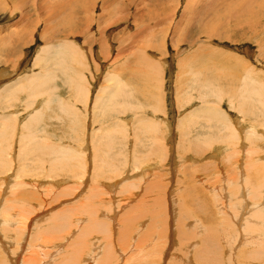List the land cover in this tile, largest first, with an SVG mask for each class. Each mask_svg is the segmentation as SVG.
<instances>
[{
  "label": "bare ground",
  "instance_id": "6f19581e",
  "mask_svg": "<svg viewBox=\"0 0 264 264\" xmlns=\"http://www.w3.org/2000/svg\"><path fill=\"white\" fill-rule=\"evenodd\" d=\"M61 3L62 1H60V5H62ZM263 3L264 2H262V4ZM57 4L55 5V8H52L53 10L51 9L52 11H50V18H53L54 15L58 16L59 8H62L64 5H66L64 2L63 6ZM62 9L64 10V8ZM243 9L244 8H242V10ZM68 16H70V14ZM256 20L258 21V18H256ZM58 23H56V25ZM75 25L77 24L75 23ZM253 25L255 26V24ZM52 26L53 28H56L55 24ZM68 34L69 33H67V35ZM71 34L76 33L70 32V35ZM101 34L102 32H100L99 35ZM101 37L103 38L102 35L100 38ZM68 39H70V37L64 35V37H59L58 39H51L49 41L45 40V42H47L44 43L45 45L42 46L40 52L37 53V56L35 57L36 60L34 61V64H38L40 62L43 64L41 65V70L34 71L32 68H29V71L31 72H29L26 76L24 75L25 77H23L25 82L17 79V83L10 82V84L5 83L0 86V104L8 109L0 110V246L3 248V250H5L2 252L3 254H0V260L2 261V264H12L9 262L10 259H12V262H20V264H58L56 261L59 255H61V251L64 249H66L64 252L66 257L64 258L67 261L65 264L125 263V256L127 255V252L130 253L133 250L139 251L141 253V257H139L140 259L137 258L139 261L135 262L134 259L133 264H161L162 262L163 264H264V178L262 181L260 180V182H254L252 179H250L251 183L247 182L249 180H245V177H243L242 174L243 170L241 168V171L239 172L241 176L239 178L236 176V178L229 180L228 177L231 174L228 175L227 179L231 185L229 188L233 187V189L231 188L230 190H228V188L224 189L225 182L224 184H221V182L214 181L211 188V186L202 178H197L195 181H193L194 186L198 187L196 197L198 199H202L203 206L201 207L205 210V212L200 208L203 210L202 215L197 213L195 214V218L189 217L187 213L185 216H182L184 217L183 219H180L183 221V223H178L175 221V223L171 224V226H169L170 222H168L169 219H167L166 227L168 230L158 229L153 232L155 227L153 225V219L151 218L155 212L152 213V209L150 210L147 208H141L142 211H137L136 208H134L135 206H131V208L128 207L129 209L124 210L125 217L119 218L121 220L116 219L117 211L122 210V206L132 202L133 196L139 197V193L143 196L149 195L148 193L150 191L147 193L142 185V174H144V172L147 171L150 166L151 169H154V167L158 165V162L155 161L156 163L152 164H139L141 167L138 166V168L142 171V173H137L133 170V168H130L129 171L124 172L126 175H123L121 167L124 164H122L121 161L119 162L117 158L127 157L128 154L125 156V154L121 152L111 153L110 150L115 148L113 144L123 140V135H127L128 137V127L133 126L132 129L135 135L130 136L131 138L129 137V140L132 139L131 149L134 150L131 151L130 149L131 155L129 157H131L130 159L135 160V162H133L135 165L136 160H139L137 159V148L139 144L144 147L148 146L151 150L153 146H155V154L157 156L158 154H161L158 157H160V159L162 158L163 161L168 159V147H170L168 144H171L174 136H169V139L167 140V137L164 136V133L161 131V136L152 137L153 135L150 134V137H152L151 141H146L145 133L156 129L159 125L158 121H156L158 123L157 124L154 120L148 119L146 116V118H141V115L135 114V116H132V118H130V116V119L117 118L116 116L117 119L113 122L112 118L111 120L104 118L103 120H105L106 123L104 125H100L98 129L93 127L92 134L88 136V140L90 138L92 143H94V146L97 147L99 146L98 144L103 145L101 155L103 156L101 159L102 164L98 163L99 156L97 153H95L94 166L92 167V172L89 173L91 171L88 163L89 158L85 157V152L82 150V148H84V150L88 148L89 142L86 138H80V136H78L76 139H80L82 144L79 146V148L76 147L73 149L69 144H61L62 142L56 141L55 138L49 136L50 134H46L45 132L48 131L45 127H42L43 123L41 124L45 114L43 107H50L53 102L57 103V108L62 109L68 114H72V116L77 121L78 126L80 124L82 125L85 120L81 119V112L88 116L87 114H90L92 111L93 114L91 113V116L93 115L92 117L95 122L97 120L96 118L100 115L107 116V112L108 115H111L110 113L114 112L118 113L120 112L119 109L125 108V110H127L130 107L133 108L135 104H137L135 103L136 101L131 102V99H138L134 96L135 94L133 90H135V88L130 89L129 84L125 82L121 83V78H116L111 73V75H108V80H114L111 83L112 85H105L104 83V86L102 85L101 89H99L96 92L95 97H93L94 93L91 91L90 87L92 83L90 84L88 82L89 79L86 77L85 73L76 69L77 67L75 65V63L80 65V63L85 62L86 58L81 53L79 46L72 42V40L68 41ZM139 60H141L140 57ZM193 61H195L194 58ZM193 61H191L192 64ZM155 62L146 57V60L142 61L141 63V65L145 66L146 68L144 73H140L142 85L144 86L143 89H146L147 87L145 84H148L150 80H153V73L157 76V73L160 72L158 82L160 81L163 84V81L161 80V77H163V75L161 76L162 69L160 71V64L157 67ZM196 63L197 62H195L194 66H197ZM83 64L87 65V63ZM217 65L220 66L219 64ZM52 66H54V68ZM199 67L203 68L206 67V65L199 62ZM60 69L63 71L62 74L65 75V78L68 79L69 85H71L74 93L71 94L75 95L76 98H81V101L84 100L83 102L85 109L78 108L74 104H71V101L68 102L69 100L66 101L67 99L61 97L59 91L56 93L58 88L56 83L58 84V82L52 83V80L54 76L55 79H57L54 70L59 72ZM216 69L217 68H215V70ZM215 70L212 69L208 71H201V73H199L197 76L199 77L202 75V77L199 79L194 77L192 79L193 82H191V84L189 82L187 85L193 90L197 88V97L201 100V104L183 113L178 119L181 135L183 134L181 137H184L183 140L185 142L189 137L191 140H196L197 143L205 138H209L208 143L214 142L215 138L217 141H222V145L213 148L211 157H217L220 156L221 153L231 151V153H234V155L230 157L235 158L234 161L237 163H239V160H241L243 157L249 159V157L254 156H256L257 161L260 160L264 162V144L262 143L263 146L259 145L256 140V138L261 137V134H263L264 137V130L259 129L262 131L260 133L255 127H253V123L250 125H247L248 123L246 125L241 124V121L238 119V115H236V124L232 122L226 110L218 104L220 100L223 99L224 94L227 96V93L224 92V87L222 86L223 82L225 81L224 78L221 76V73L220 75L216 74ZM217 71L220 72V69H217ZM243 71L246 72V74L244 73L245 75L242 78L243 82L240 81L239 85H243V88L238 90L239 92L242 91V93L243 91L245 92L244 95L241 96L245 97L244 99L247 101L246 103H251L252 105L255 104L256 107L261 109L262 113L264 114V81H259L258 78L253 76L254 74H252V71L249 69L247 71ZM223 73L224 72H222V74ZM153 83L155 82L153 81ZM180 84H182V87L184 86L183 83L180 82ZM231 87L234 88L232 85ZM233 88L231 89L233 90ZM23 89L28 93L25 94L26 97H20L19 103H16V100L18 99L16 91H23ZM180 89L182 88L180 87ZM187 89L188 87L185 90ZM176 90H178V88H176ZM227 92L231 93V90L229 89ZM233 92L235 91L233 90ZM184 96L185 94L183 93V97ZM195 96L190 92V96H188L187 100L190 101ZM229 96H231V94ZM177 97H181V95H176L177 103L183 101V99L180 100V98ZM208 97L213 98V101L208 102ZM163 98V93L162 96L158 98L152 95V99L155 101L152 108L154 107V111L155 109L158 111H165V117H162L160 120L166 121V125L169 128L171 127V122L168 121L167 109H164L163 107ZM184 99L186 100V96ZM233 100L230 99L229 103L233 108H235L233 105ZM140 104L144 103L140 102ZM241 105L243 104L241 103ZM4 107L3 109H5ZM91 107L93 110L90 109ZM240 110H242V108H240ZM91 116L89 117L90 119ZM73 117L71 118L74 120ZM213 122L214 124H212ZM195 126H198L199 129L198 131L196 130L197 128L195 129L196 133L194 135L193 132ZM185 127L186 129H184ZM240 127L247 130L246 139H249L248 144H246L245 139L239 142ZM79 128L81 130V127ZM90 128H92V126ZM217 128H220V130L217 131L218 134L220 131V137L219 135L217 136L208 134L215 131ZM77 130L74 132V135L79 132H77ZM101 131L103 133H101ZM168 131H170V129H168ZM141 133L144 134V137L140 135ZM98 134H101L102 136H97ZM121 134L122 136H120ZM117 138H119L118 141H116ZM164 138H166V142L164 141ZM12 139L17 145L13 151H11L13 148ZM182 143L184 142L182 141ZM204 143L206 142L204 141ZM238 144L242 149L241 154L240 152L238 154V150L236 148V145ZM109 145L110 149L108 148ZM126 145L127 144H125V146ZM93 153H90V155ZM46 155L50 156V158H43ZM147 156L150 155L148 154ZM86 158L88 165H86ZM150 158L152 159V157ZM218 161L220 162L219 159ZM124 162L126 163V159ZM46 165H49V167ZM248 167H250V165ZM63 169L70 171L68 172L69 175H72L73 178L80 180V184L70 186L67 189L64 186L65 189L62 188V190H60V187H62L61 185L63 183H68L71 181L68 177H57L58 175L60 176ZM230 170L232 171V168ZM102 171H105L106 173L101 175ZM110 172L115 174L113 175L115 177L109 176L108 174ZM43 173H45V176L48 177V179H52L45 180V177H40ZM88 174L89 177L86 178V175ZM244 174H246V172ZM232 176H234V174ZM248 177L249 176H247V178ZM225 178L226 177L224 176V179ZM209 182L212 183L211 181ZM153 185H155V189L162 192L163 188L167 185H170V183L166 182L163 178H159V180L153 182ZM185 185H187V183ZM149 186H151V182H149ZM220 186L222 187L220 188ZM75 189L80 191L77 192ZM135 190H137L139 193L135 192ZM206 191L208 193L212 192L213 200L211 197L207 201L204 199L210 195L208 194L207 196H202ZM120 192L122 194H119ZM81 193H84L85 199L82 198L83 201L79 203L78 201L80 200V197L78 196ZM121 195L123 196V201L121 200ZM247 195L253 198L252 199L250 197L252 202L248 199L249 196L247 197ZM65 196H71L73 198L66 199L64 198ZM255 198L257 199L254 202L253 200ZM74 199L76 200L71 201ZM139 200V203H141L143 198H139ZM11 203L13 204L10 205L11 210H9L7 207ZM58 203L61 204L59 207L53 206ZM117 205H120L121 208H119ZM187 208L190 209V207ZM217 209H221V212H218ZM112 211L114 212L113 214ZM49 212L52 213L48 214ZM142 212L144 214H150L148 217L146 216L145 219V216H142L144 215ZM121 213H123V211ZM218 214L222 215L223 217L225 216L226 220L223 219V221H221L219 219L220 216L218 217ZM167 216H170L169 211ZM140 220L142 221L139 222ZM88 222L94 224V226L90 228V231H87ZM147 222H151V224L146 225ZM158 227H160L159 224ZM96 233H104L105 239H101ZM9 242H17L19 245H21V248H18L20 251L17 252L13 249H7L8 245L10 244ZM145 245H147V248L150 246V249H143ZM33 246H38L40 248L44 247L45 250L39 254L36 249L32 248ZM96 251L100 252L96 253ZM16 255L18 256L15 257ZM135 256L138 257L137 255ZM128 259H130V257Z\"/></svg>",
  "mask_w": 264,
  "mask_h": 264
},
{
  "label": "rangeland",
  "instance_id": "374dc122",
  "mask_svg": "<svg viewBox=\"0 0 264 264\" xmlns=\"http://www.w3.org/2000/svg\"><path fill=\"white\" fill-rule=\"evenodd\" d=\"M60 1H62L61 3L62 5H60ZM244 1L243 0H0V60H1L0 86H2L5 83L10 84V82L17 83L18 80H22L23 82H25L23 77H25L29 72H31L29 71V68H32L34 71H40L42 67L41 65L43 64H41V62L38 64H34V61L36 60L35 57L37 56V53L40 52L42 46L45 45L44 43H46L51 39H58L59 37H64V35H66L70 37L68 41L72 40V42H74L79 46L81 53L86 58L85 62L83 63H87V65H84L83 63H80V65L75 63V65L77 67L76 69L85 73L86 77L89 79L88 82L90 84L92 83L90 87H91V91H93L94 93L93 97H95L96 92L99 89H101L102 85L104 86V83L106 85V84H111L114 81V80H108V75L110 73L113 74L116 78L117 77L121 78V83L125 82L129 84L130 89L135 88V90H133L135 94L134 96L137 97L138 99L137 100L131 99V102L136 101L135 103H137L134 106L135 108L130 107L127 110H125V108H122L119 109L120 112L110 113L111 115H108L107 112V116L100 115L101 114L100 113L99 114L100 116L98 115L99 117L96 118L97 120L95 122L92 117L93 115L91 116V113L93 114L92 111L90 114L89 113L87 114L88 116H86L84 113L81 112L82 117L81 116L80 117L82 120L84 119L85 120L82 125L80 124L78 126L77 121L72 116V114H68L62 109L57 108L58 107L56 105L57 103L53 102L50 107L47 106L43 107L45 114L43 116V121H41V124L43 123L42 127H45L46 130L48 131L45 132L46 134L48 135L50 134L49 135L50 137L55 138L56 141L62 142L61 144H69L71 148L74 149L76 147L79 148V146H81L82 144L81 140L76 138L80 136V138L83 137L88 140V136H90V134H92L93 132V127L95 129H98L100 125H104L106 123V121L103 120L104 118L107 120H111L112 118V122H113L117 118L130 119L132 118V116L134 117L136 114V115H141V118L147 117L148 119L154 120L155 122L158 121L159 127L157 126L156 129L146 132L145 140L151 141L152 137L161 136V131L164 133V136L167 137V140L169 139V136L171 135L174 136L173 139L174 141L172 140L171 144L170 143L168 144V146H170L168 147V157H167L168 159H166L165 161H163L162 158L160 159V157H158L161 154H158V156L155 154L156 153V151L154 150L155 146H153L151 150L148 146L144 147L141 144H139L137 148V159L139 160H136L135 165L133 164L135 160L130 159L131 157H129L131 155L130 152L134 150L131 149L132 139L129 140L130 136L135 135L132 129L133 126L128 127L129 136L127 137V135H123V140L121 141H118L119 138H117L116 141H118L119 143L115 142L113 144L115 148L110 150L111 153L121 152L124 153L125 156L128 154L127 157L117 158L119 162L121 161L122 164H124L121 167L123 175H126L124 174V172L129 171L130 168H133V170L136 171L137 173L138 172L142 173V171L138 168V166L142 165V163L152 164L158 162L157 163L158 165L156 167L153 166L154 169H151L150 166V168L147 171H145L144 174H142L143 176L141 178V182L146 192L148 193L150 191L148 193L149 195L143 196L137 190H135V192L139 193V197L133 196L132 202L130 203L125 202L127 204L122 206L123 209L117 211L116 219L125 217L124 210L131 208V206L132 207L135 206L134 208H136L137 211H142L143 208H147L150 210L152 209V213L155 212L153 217L151 218L153 219V225L155 227L154 228L155 230L153 229V232L158 229L168 230V228L166 227L167 219H169L168 221L170 222L169 226H171V224H174L175 221L178 223H183V221L180 219L181 218L183 219L184 217L182 216H185V214L187 213H188L187 215L191 218L192 217L195 218V214L197 213L199 215H202V212L204 210L201 207L203 206V201L201 198L198 199L196 197L198 187L194 186V182H193L197 178H202L205 182H207L211 186V188L213 186L214 181L221 182V184H224L225 182L224 189L228 188V190H230L231 188L233 189V187L229 188L231 186L229 184V180L232 178H236V176L237 178H239L241 176L239 173L241 169L246 172V174H244L245 172L242 171V174L243 177H245V180L246 179L249 180L247 182L251 183L250 179H252L254 182L256 181L260 182V180L262 181L264 178L263 177L264 162L260 160L257 161L256 156L249 157V159L243 157L241 158V160L242 159L243 160L242 161L239 160V163L234 161L235 158L230 157L234 155V153H231V151L230 152L226 151L224 153H221V155L217 157H211V154L213 153V148L222 145L223 144L222 141H217V139L215 138L214 139L215 141L212 142L213 143L212 144V143H208L209 138H205L197 143L196 140L195 141L191 140L189 137L188 140L185 142L183 140L184 137H181L183 134L181 135V131L178 125V119L183 113L201 104V100L197 97L198 95L197 88H195L196 90L189 88V86H187L189 82L191 84V82H193L192 79L194 77H196L197 79L201 78L202 75L199 77L197 76L199 73H201V71H208L212 69L215 70V68H217L220 69V72H218L219 70L217 71L216 69L215 73L219 75L221 73V76L225 80L222 86L224 87V92L227 93V96L226 94H224L225 96L223 95V99L220 100V102L218 103L219 106H222V108L226 110L229 118L232 120L234 124H236V115H238V119L241 121V124L246 125L248 123L247 125H250L251 123H253V127H255L256 130L259 131L260 133L262 131L259 129L264 130V123H263L264 114L262 113L261 109L257 108L255 104L252 105L251 103H246L247 101L244 99L245 97L241 96L244 95L245 92L243 91L242 93V91L239 92L238 90L243 88V85L239 86L240 81L243 82L242 78L246 74V72H244L243 70L245 71H247L248 69L251 70L252 74H254L253 75L254 77L258 78L259 81H264V3L262 4L264 0H256V1L246 0L245 3ZM63 2L66 5H64ZM56 4L60 6L64 5L62 7L64 8V10L62 8H59L58 16H55L53 14L54 15L53 16L54 19H53L52 17L50 18L49 15L51 14L50 11H52L55 8ZM248 6L251 7L249 8ZM242 8H244L243 9L244 11L242 10ZM69 14L70 16H68ZM71 14L76 17H73ZM64 15L66 18L64 17ZM256 18H258V21L256 20ZM56 23L58 24L56 25ZM75 23L77 25H75ZM252 23L255 24V26ZM54 24L56 28H53L52 25ZM70 32L71 33L74 32L76 34L70 35ZM100 32H102L101 35L103 36V38L102 37L100 38L101 36L99 35ZM67 33L69 34L67 35ZM45 40L47 41L45 42ZM139 57L141 60H139ZM146 57L150 58V60H153V62L156 61L155 65L157 67L160 64L159 70L161 71L162 69L161 76L163 75V77H161V80L163 81V84L160 81L158 82L160 72L157 73V76L153 73L152 74L153 80H150L148 84H145L147 87L146 89H143L144 86L142 85V81H141L142 78L140 73L142 74V72L144 73V71L146 70L145 66L141 65L142 61L146 60ZM193 58L195 61H193ZM191 61H193V64L191 63ZM195 62H197L196 63L197 66H194ZM199 62L205 64L206 67L203 68L199 67ZM216 63L219 64L220 66H218ZM54 66L52 67L54 68ZM221 69H223L224 71ZM54 71H55V75L57 76V79H55L54 76L52 83L58 82V84L56 83V86L58 87L56 93H58L59 91L61 97L67 99L66 101L69 100L68 102L71 101L70 103L74 104L78 108L85 109L83 102L84 100L81 101L82 100L81 98L79 97L76 98L75 95H72L74 94L73 90L71 88V85H69L68 79H66L65 75L62 74L63 71L61 69L59 70V72L56 70ZM221 71L224 73L222 74ZM117 73L119 76L117 75ZM153 81L155 83H153ZM180 82L183 83L184 85L183 87L182 84H180ZM229 84L234 86V88L231 87V85ZM233 84H235L236 86ZM180 87L182 89H180ZM187 87H188L187 89L188 91H190L194 96L196 95L190 101L187 100L188 96H190V92L185 90ZM176 88H178V90H176ZM231 88H233L235 92H233ZM138 89H140L141 91ZM229 89L231 90V93L227 92L229 91ZM23 91L22 90L18 92L16 91V95L18 96L16 103H19L20 97H26L25 94L28 92H26L24 89ZM162 93L164 97L162 102H164L165 104V105L163 104V107L164 109H167L168 121L171 122V127L169 128L166 125V121L160 120L162 119V117L163 118L165 117V111H158L156 109L154 111V107L152 108V106L155 103V101L152 99V95L158 98L162 96ZM183 93L186 96V100L184 99L185 96L183 97ZM230 94L231 96L233 95L232 98L231 96H229ZM176 95L177 96L181 95V97H183V98L177 97L180 98V100L183 99V101L181 102L179 101L180 103L183 102L182 103L183 105L181 104L182 107L181 105H179L180 103H177ZM229 98L232 100L234 99L233 105L235 106V108H233L229 103L230 102ZM74 100L76 103L74 102ZM139 101L144 104H140ZM207 101L208 102L213 101V98L208 97ZM241 103L243 105H241ZM3 107L4 106L0 104V110H8L5 107H4L5 109H3ZM240 108H242V110H240ZM90 109H92V107ZM90 116L91 119L89 118ZM71 117H73L74 120ZM212 124H214V122ZM72 125L75 126L73 127ZM91 126L92 128H90ZM79 127H81L82 133ZM168 129H170V131H168ZM184 129H186V127ZM195 129L198 131L199 129L198 126L194 127V132H193L194 135L196 133ZM76 130L77 132L78 131L79 132L76 135H74V132ZM218 130H220V128H217L215 131L210 132L208 134L217 135V136L219 135L220 137V131L218 134L217 132ZM101 133L103 132L101 131ZM143 133L140 134L142 137H144ZM239 133H240L239 142L245 139L246 144H248L249 139H246L247 130L240 127ZM150 134L153 136L150 137ZM97 136H102V135L98 134ZM120 136H122V134ZM260 136L261 137L256 138V140L259 145L263 146L264 144L263 134H261ZM181 140L184 143H182ZM164 141L166 142V138H164ZM204 141L206 143H204ZM12 142H13V148L11 151H13L15 147H17L13 139ZM88 142H89L88 148H86L85 150L84 148H82V150L83 152H85V157L89 158L88 163L91 169L89 173H91L92 167L94 166L95 153H97V155L99 156L98 163L102 164L101 159L103 158V156L101 155H102L103 145L98 144L99 146L97 147L94 146V143H92L90 138ZM124 143L127 145L125 146ZM108 148L110 149V145ZM197 148L200 152L197 150ZM236 148L238 150V154L239 152L241 154L242 149L239 147V144L236 145ZM152 152L155 155H153ZM90 153L93 154L90 155ZM148 154L150 156H147ZM179 156H181L182 158ZM150 157H152V159ZM43 158L49 159L50 156L46 155ZM87 158H86V163H87ZM125 159H126V163L124 162ZM218 159L220 160L221 163L218 161ZM212 161L214 164L212 163ZM88 163L86 165H88ZM220 164L225 169L221 167ZM241 164L243 167L241 166ZM247 165L248 166L250 165V167H248ZM46 166L49 167V165ZM229 168L230 169L232 168V171ZM62 171L60 176L58 175L57 177H61V178H63V176L64 178L68 177L69 180H71L72 182L70 181L68 183H63L61 185L62 187H60V190H62V188L65 189V187L67 189L70 186H75L80 184V180L73 178L72 175L71 176L69 175L68 172L70 171L66 169H63ZM230 171L234 174V176H232L233 174ZM106 172L102 171L101 175H103V173ZM110 173L108 174L109 176L115 177L113 176L115 174L113 173L110 174ZM229 174L231 175L228 177ZM224 176L226 177L225 179ZM247 176L249 177L247 178ZM40 177H45V180L48 179V177L45 176V173H43ZM88 177L89 174L86 175V178ZM227 177L229 180L227 179ZM159 178L165 179L166 182L170 183L171 187L170 185L167 186L165 185L166 187H164L163 185L164 188L162 192L155 189V185H153V182H156L157 180H159ZM50 179L52 178H49L48 180ZM226 179L228 180V182ZM209 181H211L212 183H210ZM149 182H151V186H149ZM186 183L187 185H185ZM221 187L222 186H220V188ZM76 191L79 192L80 190H76ZM119 194L122 193L120 192ZM207 195L208 197L204 198L206 201L210 197L213 200L212 192L208 193L206 191L205 194H203L202 196H207ZM248 196L249 195H247V197ZM78 197H80V200L78 201L79 203H81V201L85 199L84 193H81ZM120 197L121 200L123 201V196L121 195ZM250 197L251 196H249L248 199L252 202L253 198L251 197L252 198L251 199ZM64 198L71 199L73 197L65 196ZM139 198L140 199L143 198V201L141 203H139L140 202ZM256 199L257 198H255L253 201L255 202ZM75 200L76 199L71 201H75ZM12 204L13 203L9 204L7 209L11 210L10 205ZM60 205L61 204L58 203L53 206L59 207ZM117 206L121 208L120 205ZM187 207H190V209ZM200 208L203 210H201ZM122 211L123 213H121ZM165 211L167 212V214L169 211L170 216H167ZM217 211L221 212V209H217ZM51 213L52 212H49L48 214ZM113 213L114 212L112 211V214ZM149 214L150 213L147 214L145 213L142 216H145L146 219V216L148 217ZM218 217L221 221H223V219L226 220L225 216L223 217L220 214H218ZM141 221L142 220H140L139 222ZM90 223L91 222L87 223L88 226L87 231H90L91 230L90 228L94 226L93 223L91 224ZM150 224L151 222H147L146 225H150ZM158 224L160 227H158ZM96 234H98L101 239L103 238L105 239L104 233L101 234L96 233ZM9 243L10 244L8 245L7 249H13L14 251L17 252L20 251V249L18 250V248H21V245H19L17 242L16 243L14 242L15 244L11 242ZM32 248L36 249L39 252V254H41L42 251L45 250L44 247L40 248L38 246L35 247L33 246ZM143 249L145 250L150 249V246L147 248V245H145ZM0 250H1L0 254H3L2 252L5 251L1 246H0ZM65 251L66 249L61 251V255H59L56 263L65 264L67 262L66 259L64 258L66 257V254L64 253ZM99 252L100 251H96V253ZM138 252L139 251H134V250L130 253L127 252V255L125 256L126 262L125 263L120 262V264H133L134 259L135 262H138L140 259L139 257H141V253ZM135 255H137L138 257H136ZM17 256L18 255H16L15 257ZM129 257L130 259H128ZM9 262H11L12 264H20V262L18 263L12 262V259H10ZM0 264H2L1 260H0ZM36 264H42V263H36ZM161 264H163V262Z\"/></svg>",
  "mask_w": 264,
  "mask_h": 264
}]
</instances>
